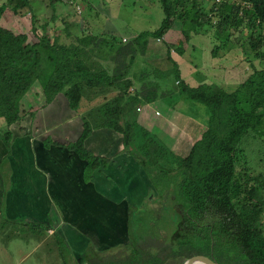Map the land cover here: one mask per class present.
Returning <instances> with one entry per match:
<instances>
[{
    "label": "trees",
    "instance_id": "1",
    "mask_svg": "<svg viewBox=\"0 0 264 264\" xmlns=\"http://www.w3.org/2000/svg\"><path fill=\"white\" fill-rule=\"evenodd\" d=\"M32 1L6 0L0 6V118L6 123L0 135L5 145L11 147L14 125L27 115L35 116V108L24 103L34 87L47 105L63 94L70 109L78 112L85 88L119 84L117 96L94 112L103 118L101 129L119 135L123 151L144 168L151 182L150 195H158L154 200L148 197L129 205L121 226L127 241L107 243L109 246L97 248L92 255L89 250L87 263L185 264L190 258L203 256L217 264H264V176L251 173L241 149L249 134L264 141V67L232 89L215 84L191 87L181 79L179 61L172 56L173 51L178 57L183 55V48L165 43L178 91L209 112L206 129L188 155L179 157L162 148L145 127L138 128L125 119L127 106L142 102V98L151 102V98L141 90L132 95L129 90L134 83L124 80L123 75L93 73L84 62L83 47L100 43L98 39L77 38L69 45L62 41L63 36H57L52 27L56 6L66 0H40L47 8L45 21L35 14ZM160 2L165 13L161 27L141 34L138 40L145 51L147 38L162 41L179 22L184 34L190 27L191 32L214 30L221 44L230 38L231 29L248 23L254 55L242 48L244 60L264 65V0H241L246 8L227 1L210 12L198 0ZM221 49H215V56ZM83 120L81 138L66 148L88 161V170L93 173L105 162L87 148L97 130ZM138 131L144 133L142 142Z\"/></svg>",
    "mask_w": 264,
    "mask_h": 264
},
{
    "label": "crops",
    "instance_id": "2",
    "mask_svg": "<svg viewBox=\"0 0 264 264\" xmlns=\"http://www.w3.org/2000/svg\"><path fill=\"white\" fill-rule=\"evenodd\" d=\"M127 1L71 0L73 4L69 0L64 1L67 5L62 3V6L74 7L75 16L66 18L64 10L67 8L56 6L53 30L57 32V36H63L66 32L69 45L76 42L71 43L69 40L72 34L82 39L87 36L95 38L98 33L111 37L116 43L120 41L128 44L126 50H120L106 61L113 63L115 74L123 75L124 80L134 83L129 90L132 95L134 91L141 90L144 96L147 94L151 98V102L142 98L144 107L142 102L137 106V111L141 108L139 121L142 120L143 125L151 129L155 124L150 119H156L162 127L161 134L169 133L171 150L188 154L199 138L192 141L187 152V137L195 122L187 116L186 111L192 109L193 102L184 99L178 91V81L173 83L175 79H172L173 70L163 68L165 55L168 60L167 52L156 53L153 49L157 42L166 48V37L162 41L151 38L149 48L152 49L143 53L144 60L138 58L139 61L133 62L138 52L137 45H140L139 37L145 32L142 33L138 26L131 24L130 18L135 16L129 13L124 16ZM39 5L43 7L34 10L45 21L46 5L42 2ZM77 5L82 8L83 14L77 13ZM94 12L102 17L98 23L94 21ZM215 43L212 31L192 32L187 48L178 57L181 79L191 87L216 84L214 75L218 71L225 73L239 68L251 70V64L244 60L243 55L240 57V54H231L232 50H220L215 56ZM99 44L95 41L90 47H83L85 61L94 58V53L91 52H95ZM147 59L150 66L144 72L154 77L140 78L139 68H145L143 61ZM118 86L119 84L112 88L91 90L88 107L78 112L70 109L63 94L47 105L43 94L37 88L28 93L26 97L37 98L31 101L36 106L33 109L37 110L35 116L30 118L27 115L21 123L14 125L10 148L5 145L0 135V242L3 238L11 240L14 236L13 240H17V235L22 234V231L35 235L37 230L43 229L49 236L61 234L71 247L76 244L73 257L80 264H88L85 257L88 245L91 242L96 245L91 235L100 238L107 233V226L112 228L114 221L125 218L129 205L141 203L151 194V182L144 168L135 157L123 151L121 137L119 141L116 138L111 139L117 136L115 132L99 129L87 143V148L105 162L93 173L88 170V161L80 159L77 153L66 148L71 141L81 138L85 115L114 99L119 93ZM219 86L224 87L221 83ZM24 103L26 107L32 108L27 105L26 99ZM163 103L168 105V110L161 113L162 108L159 106H163ZM59 117L61 119L56 123ZM5 126L4 119L0 118V131ZM49 139L52 142L45 145V141ZM87 171L88 180L85 177ZM11 230L13 231L10 232Z\"/></svg>",
    "mask_w": 264,
    "mask_h": 264
},
{
    "label": "rangeland",
    "instance_id": "3",
    "mask_svg": "<svg viewBox=\"0 0 264 264\" xmlns=\"http://www.w3.org/2000/svg\"><path fill=\"white\" fill-rule=\"evenodd\" d=\"M198 1L206 8V11H208V12H210L215 7H219L223 2H227V1L232 3V4L234 3L235 5L240 4V5H242L243 8H246L245 7L246 5L242 4L241 0H220V2H218L217 0H198ZM5 2H6V0H0V6L3 5ZM65 2H67V0ZM69 2H71V0H69ZM133 2H135V3L132 4ZM31 4L36 9L39 7L40 8L43 7L42 5H39V4H41L40 0H37V1L33 0L31 2ZM64 4L67 5L66 3H64ZM58 5L62 6L61 3ZM155 5L157 6L156 9H155ZM62 7H65V6H62ZM66 8H67V10H64V12H66V18H73L75 16L74 7L66 6L65 9ZM126 10L124 12L125 13L124 16H126L128 13L131 16H135V17L130 18V21L132 20L131 24L138 26L137 28L142 33L143 32H155V31H157L161 27V23L165 19V13H164L162 3L160 2V0H139V1L128 0L126 2ZM114 11L116 12L117 10L114 9ZM77 13H78V11H77ZM35 14H36V12H35ZM92 15H93L95 22L98 23L99 19L102 20V17H99L98 13L94 12ZM103 18H104L103 23H105V16H103ZM181 24L182 23L179 22L176 27H174L171 31H169L165 35V37H166V41L168 44H173V45H176L177 48L185 49V48H187V44H188L187 35H190V36L192 35V32H191L192 29H191V27L185 29L187 31V34H184V32H183L184 28H183V26H181ZM99 27H101V26H99ZM231 30H232L231 33H229V34H231L230 38L228 39L226 37L225 38L226 42H223L222 44H221L220 40L217 39V36L214 35L215 34L214 30H212V35H213L214 39L216 40L215 44H217L215 47H217V48L221 47L222 48L221 51L232 50V51H230L231 54H234V55L240 54V57H241V54L244 57L243 49L250 52V54H253L252 47L249 44V42H251V41L248 37V33H249L248 23H246L242 28H240L238 30H235V29H231ZM95 38L99 39L100 44H99V47L97 48V50L95 52L94 51L91 52V53H94V58L87 59L84 62H87V65L90 67V69L93 73L106 72L107 75L112 76V74H114V70H113L114 65L110 61H106V60L111 59L112 56L114 54H116L117 52H119L120 50H126L128 48V44L127 45L123 44L120 41H118L116 43L115 41H112L111 37L103 36L102 33H98V36H96ZM150 39L151 38H147L146 42ZM69 40L71 41V43L75 42L77 40V37L72 34V37H70ZM65 41L67 44H69V42L67 40L66 32L63 33V42H65ZM149 42H147V45H144V46H147L146 52L149 49H152V48H149L150 47ZM157 43L153 47L154 51H156V53L162 52L165 54L167 52V49L164 46L159 45V42H157ZM137 46H138L137 47L138 52L136 53L135 59L133 60L134 63L136 62V60L137 61H139L141 59L144 60L143 53L145 52V49L140 47V45H137ZM263 46H264V44H263ZM262 51L264 52V47H262ZM253 55H252V57H253ZM97 56H99V57H97ZM172 56L175 60H177V61L179 60L178 54L176 53V51L172 52ZM138 58H139V60H138ZM163 61H166V62H164L163 68H165V69L171 68L173 70L172 65L169 63V61H167L166 55H165V60H163ZM143 63H144L145 68H139L140 69L139 70V77L143 78V76H146L147 79H149V78H151L152 74L144 72V71L149 69L146 67L150 66V64H149L150 62L147 59V60L143 61ZM250 64H251L250 65L251 70H241L239 68L238 70L237 69L236 70H228L225 73L219 72V71L216 72L214 75V78L216 80L215 85H217V84L220 85V83H221L227 89L235 88L236 86L243 83L255 70H258V69H261L262 67H264V65L260 64V61H253ZM106 69H108V70H106ZM153 77H154V75L152 76V78ZM172 79H175V77L173 76ZM175 82H176V79L173 83H175ZM34 88H36V87H34ZM94 90L96 91V89H94ZM90 93H91V89L85 88L84 93H83V97H82V101H81L80 106H79V110L84 111L88 107V104L91 100L90 99ZM25 99H26L27 105H30L32 108H36V106H33L31 104L32 100L37 99L35 96L34 97H31V96L26 97ZM140 103L141 102L139 101L136 104H130L129 106H127L126 116L124 115L125 119H127L132 124H136L138 128L145 127L143 125L144 124L143 121L142 120L139 121L141 114H140L139 110L137 111V108H138L137 106ZM163 104H164L163 106H159L162 108V109H160L161 113L163 112V110L164 111L168 110V108H166L168 105L165 103H163ZM141 105L143 106L145 104L142 103ZM35 112H37V110H33V113H35ZM186 113H187V116H189L195 122V125L192 127L193 130L190 131V133L187 137L188 142H187L186 150L188 152L191 148L190 144L192 143V141L197 139L198 137H200L202 135L203 131L206 129L207 122L209 119V112L205 106L198 104V103H193L192 109L186 111ZM145 118H147V116H145ZM60 119L61 118L59 117L58 120L56 121V123H59ZM85 119L88 122V124L91 125L92 127H95L96 130L101 129V126L103 125V122H101L103 120V118L101 116H96L95 112H93L91 114L88 113L87 115H85ZM55 120L56 119L54 118L53 121L55 122ZM150 120H152L153 125L154 124L155 125L151 129H148L147 127H145L146 130H148V135L150 137H154V138L157 137L158 139L156 138L155 140H157L158 144L162 148L167 149V150L171 149L172 145L170 144V141L168 139L169 133L161 134L162 127H160V123H158V121L154 118H152ZM137 135H138L140 142H142L145 139L144 133L142 131H138ZM115 138L117 139L116 141L120 140L119 135H117L115 137L113 136V138H111V139L114 140ZM49 141L52 142L49 139V140L45 141V143H48ZM71 142H73V141H71ZM241 149L245 153V156L243 158L247 164L246 167L249 170H251V173L254 175L264 176V141H261L258 138H256L255 136L249 134L247 137H245L242 140ZM175 154H177L179 157H186L188 155V154H184L182 152L181 153L175 152ZM88 174H89V172L87 171L86 176H85L86 180H88L87 179ZM150 174L153 177V179L157 180L153 173L150 172ZM155 196H158V195H155ZM155 196H153V198H151V195H150V196H148L149 198L148 197L147 198L150 200H152V199L154 200ZM147 198H146V200H147ZM151 207H154V206H151ZM115 223L117 225H120L121 223L122 224L124 223V220H118L117 219L115 221ZM107 229H111L110 225L107 226ZM12 231L13 230H11L10 232H12ZM119 231H121V228ZM29 234L30 233L27 234V233L22 231V234L17 235V237H18L17 240H13L15 238V236L11 240H9L8 238H3V241L0 242V264H3V262H6L7 264H80L79 260H77L75 257H73L74 256L73 250L76 249V244L74 245V247L73 246L67 247V245L62 243V240L60 238V236L62 237L61 234L49 236L46 233V230H43V229H42V231L40 229L37 230V233L35 235H29ZM91 236L93 237L94 241H96V245L98 248H103V247H106V245L107 246L111 245L110 243H108L109 244L108 245L107 243L103 242L100 238L97 237V235H95V236L91 235ZM46 237H47V239L45 240ZM115 237L118 238V235H115ZM123 239H125V240H123L124 242L127 241V239L125 237ZM112 240L117 241V239H112ZM112 243H114V242H112ZM96 245L93 242H91L88 245V251L91 250L90 251L91 255L97 251ZM49 249L52 250V253ZM7 254H9V256H7ZM3 257H4V259H3ZM82 264H86V263H82Z\"/></svg>",
    "mask_w": 264,
    "mask_h": 264
},
{
    "label": "flooded vegetation",
    "instance_id": "4",
    "mask_svg": "<svg viewBox=\"0 0 264 264\" xmlns=\"http://www.w3.org/2000/svg\"><path fill=\"white\" fill-rule=\"evenodd\" d=\"M151 198H153V195L151 196ZM114 223H115V221H114ZM121 226H122V223H121V225H120V227H118V226H116V225H113V227L111 228V229H108L106 232L107 233H105V234H102L101 235V237H100V239L103 241V242H105V243H112V242H114L115 244L116 243H119V242H122L123 240H125V239H123L124 237L125 238H128L124 233H123V227L121 228ZM120 228L122 229L121 231H119L120 230ZM104 229V228H103ZM105 230V229H104ZM115 235H118V238H116L115 237ZM112 239H117V241H115V240H112ZM124 242V241H123ZM126 242V241H125ZM101 249V248H100Z\"/></svg>",
    "mask_w": 264,
    "mask_h": 264
},
{
    "label": "water",
    "instance_id": "5",
    "mask_svg": "<svg viewBox=\"0 0 264 264\" xmlns=\"http://www.w3.org/2000/svg\"><path fill=\"white\" fill-rule=\"evenodd\" d=\"M185 264H217L215 262H212L208 258H205L203 256L193 257L188 259Z\"/></svg>",
    "mask_w": 264,
    "mask_h": 264
},
{
    "label": "built area",
    "instance_id": "6",
    "mask_svg": "<svg viewBox=\"0 0 264 264\" xmlns=\"http://www.w3.org/2000/svg\"><path fill=\"white\" fill-rule=\"evenodd\" d=\"M217 1L220 2V0H217ZM71 4H73V2H71ZM76 9L78 11V14H83V10H82V8L80 6L77 5ZM138 110L141 111V108H139ZM157 115H159V113H157Z\"/></svg>",
    "mask_w": 264,
    "mask_h": 264
}]
</instances>
